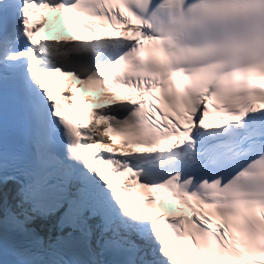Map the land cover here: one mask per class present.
<instances>
[{"label":"snow or ice","instance_id":"snow-or-ice-1","mask_svg":"<svg viewBox=\"0 0 264 264\" xmlns=\"http://www.w3.org/2000/svg\"><path fill=\"white\" fill-rule=\"evenodd\" d=\"M0 264H264V0H0Z\"/></svg>","mask_w":264,"mask_h":264},{"label":"bare ground","instance_id":"bare-ground-1","mask_svg":"<svg viewBox=\"0 0 264 264\" xmlns=\"http://www.w3.org/2000/svg\"><path fill=\"white\" fill-rule=\"evenodd\" d=\"M52 82H50V85H53L51 84ZM88 86H85L83 84L80 83V81L76 80L75 81V88L79 94V96L85 101L87 100L88 104L90 103V91H86L85 89L87 88ZM92 114V113H91Z\"/></svg>","mask_w":264,"mask_h":264}]
</instances>
